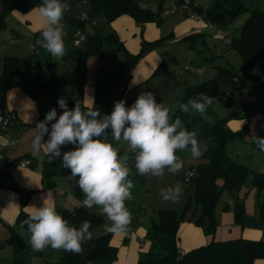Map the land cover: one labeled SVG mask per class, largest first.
<instances>
[{"label":"crops","instance_id":"obj_1","mask_svg":"<svg viewBox=\"0 0 264 264\" xmlns=\"http://www.w3.org/2000/svg\"><path fill=\"white\" fill-rule=\"evenodd\" d=\"M176 1L180 0H167L164 7H171ZM193 1L200 8L209 11L220 0ZM62 3H65L64 13H66L69 3L65 1H62ZM242 3L244 4L243 0ZM149 7L148 9L152 12H156L157 0L154 1L153 5H149ZM263 8L264 0H258L256 2V9L262 10ZM12 14L21 22L26 34H21L14 28H11V33H5V37H0V74L3 70L1 60L4 57H17L22 62L32 61L35 66L26 75L17 76L14 79L17 84L8 88L2 96L5 107L16 115L17 123L10 126L7 130L2 129L0 125V155L7 156L12 161L26 159L29 162L27 167L11 166L8 174L0 173V231L6 233L5 239L10 236L11 232H16V234H13L18 237V232L15 230L18 227L16 225L18 214L20 212L29 214L34 211L32 207H42L43 200L47 197L49 191L52 192L53 196L50 204H53L56 209L69 210L70 205H77L74 206V209L76 207H83L81 203L83 199L80 197L83 193L78 185L76 188L72 187V190L76 189L75 192H70L71 194L66 196L61 195L60 190H57L56 182L53 179H43L42 167L45 159L49 157L47 153L42 150L39 156L32 155L31 145L36 135L35 127L38 122L45 119L46 113L51 109L56 108L58 116L61 114L58 100L64 98L70 109L78 105L81 109L88 110L100 100L117 96L115 93L121 95L127 93L128 96L136 100L138 97L136 95H140L142 91L134 94L130 93L143 88L146 84L150 85L149 91L152 93H156L165 87L168 88L167 91H164L159 96V99L170 100L174 96V90H180L181 95H175L173 98H182L185 95L186 88L193 86L189 84V79L192 76H187L186 80L181 81V78L170 75L164 77L163 80L154 81L152 78L155 77L153 73L160 61H162L161 54L156 51V47L160 44H169L181 40L197 41L204 36V33L210 34L206 31L204 21L189 19L183 10H176L167 14L161 12L154 21L144 23L136 22L128 15H122L111 23H106L104 19H101L100 22L94 20L95 25L90 23L92 27L88 29V32L93 34L85 36V42L82 43L83 47H81V44L76 45L75 43V34L79 31L75 23V19L77 18L67 16L62 20L66 33L64 37L66 55L61 59H56L49 54L45 60L46 74L41 76L39 69L36 67L39 57L36 41L38 40V33L43 30L46 22L39 12L34 10L25 14L13 11ZM99 23L101 29L97 28ZM85 26L86 23L80 29L82 32ZM92 28L94 29L92 30ZM6 30L7 25L0 34L7 32ZM94 35H99L103 40L109 35L116 36L122 43L124 50L131 55H137L140 52L143 41L146 43L157 42V44L137 62L130 76L127 79L121 80L119 87L115 86L116 90L113 91L109 87L113 85L110 83L112 77L109 75H111V72L114 75L118 67L114 61H109L110 66L107 68V60L102 53V47L100 52L89 56L84 61H74L68 58V55L74 50H84L87 39ZM224 43L229 46L228 43ZM11 44L14 46L13 49L9 47ZM122 54L124 55L123 51ZM228 54L229 52L225 51L226 58ZM119 62L122 63L123 58ZM186 67L184 66V68ZM104 70L106 71V76L102 80ZM202 72L203 68L199 70V73ZM34 74L41 78L42 85L45 86V92L37 97H32L28 93L32 88ZM180 75L183 74L180 72ZM10 139H17V144L9 148L7 142ZM110 139L109 143H113L120 153L125 151L127 147L125 144H118L112 138ZM45 140H47V137H45ZM130 155L133 158V163H129V166L131 170L134 169V176H131V171L129 178L136 185V188L132 190L133 198L126 201V206L132 214L130 230L124 234L111 233L110 244L117 248L116 259L114 261L108 262L102 260L94 264H136L140 256L149 250L150 243L146 240V235L151 222L157 221L158 211L174 210L180 214V210H182L188 195L185 191L183 179L189 170L195 168L190 156L183 160L184 168L176 175L166 169L163 177H144L135 172L134 155ZM177 155L180 157V153H177ZM180 158L182 159V157ZM176 183L182 185V196L179 202H164L161 193L172 188ZM252 187L250 186L248 190ZM248 190L242 188L239 193L235 194L240 200L237 203H241V200L243 201L242 203L247 215L253 213L256 207V188L251 191ZM235 204H233L232 199L229 197L220 206H216L215 218L217 227L214 235L205 234L202 228L197 227L193 223V220L200 214L199 207H194L187 211L179 225L177 233V247L180 254H185L212 241L223 242L238 238L256 239L255 221L247 222L244 218L243 226L235 222L233 214ZM86 210L98 214L96 208ZM102 217L104 219L102 225L95 230L98 233L95 234L94 231L96 237L110 233L107 230L109 226L108 222L104 216ZM28 250L29 252H34L30 246ZM6 254L7 257L13 258L14 262L13 248ZM47 255L42 258L43 264L57 261L51 256V252H48Z\"/></svg>","mask_w":264,"mask_h":264},{"label":"trees","instance_id":"obj_2","mask_svg":"<svg viewBox=\"0 0 264 264\" xmlns=\"http://www.w3.org/2000/svg\"><path fill=\"white\" fill-rule=\"evenodd\" d=\"M62 1L76 4L83 0ZM86 1L89 7L88 17L94 19L96 16L102 15L106 23H111L122 15H128L139 23L151 22L161 12L170 8L164 7L167 0H157L156 12L141 7L136 0ZM40 4L41 0H1L0 30L5 29V18L13 11L25 14L36 9ZM244 9L242 0H220L212 10L206 11V15L208 21L226 30L227 25ZM75 23L78 29H82L86 22L75 19ZM103 41L114 44L118 50L124 52V61L119 64L110 82L116 87H119L121 83L124 67L126 65L135 66L157 44V42L146 43L143 41L140 52L137 55H131L124 50L122 43L116 36L109 35L103 40L99 35H94L87 39L84 50L76 49L68 55V58L74 61H84L89 56L100 52ZM229 46L241 55L243 68L257 65L256 78L264 79V62H259L264 58V8L250 12V16L241 28L240 36L231 37ZM1 61L3 70L0 74V97L8 88L17 84L14 81L17 76L26 75L35 66L32 61L22 62L17 57H4ZM216 88L215 80L204 82L198 86H189L185 91L186 98H196L200 94L213 97L216 94ZM259 91H264V81ZM44 92L45 86L42 85L41 78L35 74L32 88L28 93L32 97H37ZM118 101H126V107L129 108L135 102L123 95L111 96L96 102L88 110H97L101 114L99 118L102 119L104 115L111 114L115 103ZM169 108L174 110L173 119L179 117L189 130H195L197 127L198 136L209 138L211 143L203 153L205 162L192 169L195 171V177L189 183L194 189L193 197H188L180 214L174 210L158 211L157 221L151 222L146 235V240L150 243L149 250L140 256L136 264H253L258 259L264 260V240L251 241L238 238L223 242L212 241L185 254H180L178 251V228L187 211L199 207V218L193 220V223L202 228L205 234L214 235L217 227L215 209L222 192L226 190L236 194L241 190L249 173L253 174L252 186L257 189L264 188V174L253 172L246 165L234 160L227 154L226 142L237 138L241 132H234L226 126L230 118L208 123L207 120L203 119L193 120L179 109ZM107 132L109 137L111 130L109 129ZM73 148L74 146L70 144L63 146L61 153L73 150ZM60 162H62V156L60 159H54V161H49V157H47L42 167L43 179H50L58 172L64 175L71 173L70 169L61 166ZM57 212L70 225L76 227H79L84 221H89L93 238L84 243L82 253L75 254L62 250V255L56 262L47 264H94L102 260L112 262L116 259L117 248L110 244L111 233L98 237L94 235V231L103 223L104 219L101 215L89 212L83 207H76L72 211L58 210ZM233 214L235 222L243 226L245 210L242 202L235 204ZM27 218L28 214L20 212L16 218V225L21 226ZM24 228L27 230V226ZM3 242L12 244L14 264H22V241L12 233Z\"/></svg>","mask_w":264,"mask_h":264},{"label":"clouds","instance_id":"obj_3","mask_svg":"<svg viewBox=\"0 0 264 264\" xmlns=\"http://www.w3.org/2000/svg\"><path fill=\"white\" fill-rule=\"evenodd\" d=\"M64 10L62 0H41L34 9L46 22L36 44L56 59L66 55ZM211 103L210 97L200 94L179 104V109L188 115L199 114L212 123L207 116ZM58 106L59 116L53 108L37 123L32 155L39 156L43 150L49 161L62 156V166L70 169L71 176L79 178L78 186L84 196L82 206L89 210L96 208L106 218L107 230L112 234L129 232L132 223V214L126 206L135 187L129 178V153L134 155L135 172L144 177H163L166 169L174 175L181 172L184 161L177 152H189L192 159L203 154L197 131L189 130L179 117L173 119L174 110L158 103L150 91L142 92L130 108L126 107V101L116 102L111 114L102 119L97 110L85 112L78 105L70 109L64 98L58 100ZM109 129L114 142L127 146L123 154L107 142ZM255 143L264 150V138L255 137ZM69 144L74 146L73 150L62 154L61 148ZM161 196L164 202L178 203L182 185L176 183ZM52 199L49 191L43 206L32 207L34 211L22 222L21 227L27 226L30 233L28 245L37 252L51 247L82 253L84 243L93 238L91 223L70 225L50 204Z\"/></svg>","mask_w":264,"mask_h":264},{"label":"rangeland","instance_id":"obj_4","mask_svg":"<svg viewBox=\"0 0 264 264\" xmlns=\"http://www.w3.org/2000/svg\"><path fill=\"white\" fill-rule=\"evenodd\" d=\"M136 1L139 3V5H141V7L150 8L149 5H153L155 0ZM257 1L258 0H243L245 4L244 11L240 12L233 19V21L227 25L226 31L230 37L240 36L241 28L247 18L250 16V12L256 9ZM82 13H89V7L86 0L77 2L76 4H68L67 11L66 13H64L63 19L67 16H73L72 18L78 19ZM101 19H104L103 16L98 15L93 20H95L96 22H100ZM6 25L7 32L0 34V37L2 38L5 37V33H11V28H14L17 32L21 34H26L23 30V25L17 20L16 16L12 13H10L5 18V28ZM90 27H92L90 22H86L84 31L82 32L80 29L79 31H81L84 37L92 35L93 33L88 32V29ZM97 28L101 29L100 23ZM93 29L94 28H92V30ZM1 31L2 30H0V32ZM16 39L18 38L16 37ZM224 42L225 41L223 38H220L214 34L210 35L204 33V36L199 38L197 41L181 40L169 44H160L156 47V51L161 54L162 61H160V63L156 67L153 73V76L155 77L152 78L154 79V81H160L163 80L164 77L173 75V77L175 76L176 78H181V81H183L187 79V76H192L189 79V84L193 86H198L204 82L215 80L217 86L216 94L215 96L210 97L212 99V103L207 109V116L211 118V121L230 118L229 121H227L226 126L234 132H241L237 138L226 142L225 150L227 154L230 155L234 160L247 165L249 169L256 171V173L264 174V150H261L255 143V137L259 136L261 138H264V117L261 113L262 104H264V91L259 92L260 94H257V91L260 90L264 79L256 78L257 65L248 68H243V60L241 55L237 51L232 50L230 46L226 45ZM13 44L9 46L10 49L14 48ZM81 47H83L82 44ZM102 48V53L105 59L107 60V68H109L110 66L109 61H114L117 67L120 64L119 61H121L122 58L124 61V55L122 54V51H118L115 48L114 44L104 42ZM38 49L39 57L38 64L36 67L39 69L40 75L44 76L46 74L45 60L49 56V53L41 49L39 46ZM225 51L229 52L227 58L225 56ZM259 62H264V58H262ZM135 66L126 65L121 74V80L127 79ZM184 66L187 67L184 68ZM202 68L203 72L199 73V70ZM180 72L183 75L179 76ZM112 75L113 74L111 72V75L109 76L112 77ZM104 76H106L105 70L102 73V80H104ZM103 86L106 87L105 84H103ZM109 87L113 91L116 90V87L114 85H110ZM149 87L150 85L146 84L143 88H140L136 91H132L130 94L139 93V91H149ZM167 89L168 88L165 87L160 91L153 93L158 103H163L166 107L179 109V104L186 103L188 101V99L186 98V94L184 96L182 95V98H173L175 95H181L180 90H174V96L172 97L173 99H159V96L164 91H167ZM115 94H117V96L121 95L118 93ZM122 95L129 100L136 101L130 96H128L127 93H123ZM137 96L139 95L137 94L136 97ZM82 110L85 112L87 111V109ZM189 116L193 120H206L199 114H193ZM195 130L198 133L197 127H195ZM108 138V142L111 141V136ZM198 139L200 141L201 151L202 153H204V151L209 147L211 140L209 138L199 136ZM126 150L127 147L125 151ZM124 152H122L121 154H123ZM129 156V163L132 164L133 158L130 154ZM188 156L191 157L189 152H180V157H182L183 160L187 159ZM191 160L195 167L205 162L203 154L199 159ZM52 161H54V159ZM60 164L62 166L63 161L60 162ZM131 171V176L133 177L134 169H132ZM50 179H53L56 182L57 190H60V192L62 193L61 195L68 196L71 194L70 192L73 193L76 191V189L72 190V187L76 188V186L78 185L77 181L79 178L71 176V173L64 175L58 172V174L52 176ZM252 179L253 174L249 173L242 185V188L248 190V188L252 186ZM184 186L186 189L185 191L188 195L185 199L183 207L185 206L188 197H193L194 194V189L190 183L185 184ZM134 188H136V185ZM253 189L255 188L252 187L249 190L251 191ZM239 192L240 190L237 193ZM80 197L84 199L83 194H81ZM229 197L232 199L233 204L240 201L237 195L225 190L220 195L217 205L220 206ZM255 197L256 207L254 208L253 213H249L247 215L245 211V216L247 217L244 216V218L247 222H256V239H245L251 241H260L264 240V188H256ZM241 202L243 201L241 200ZM74 206L70 205L68 211L74 210ZM56 210L58 211L60 209ZM198 218L199 216H197L195 220H197ZM15 230H17L18 238L22 240L23 244V250L21 254L22 264H43L42 258L43 256H46L48 252H51V256H53L55 261L58 260V258L62 255V250H54L51 247L40 252L41 255L37 251L29 252V246L27 241L30 238V233L24 227L21 226H18ZM12 233L16 234V232H11L10 235ZM96 233L98 232L95 231V234ZM5 236L6 233L4 231H0V264H14L13 258L7 257L6 254L8 251L12 250L13 246L12 244L3 242ZM253 264H264V260L258 259Z\"/></svg>","mask_w":264,"mask_h":264},{"label":"built area","instance_id":"obj_5","mask_svg":"<svg viewBox=\"0 0 264 264\" xmlns=\"http://www.w3.org/2000/svg\"><path fill=\"white\" fill-rule=\"evenodd\" d=\"M65 5V3H63ZM176 10H183L185 11L187 17L192 20H199L205 22L206 31H208L210 34H214L220 38H223L224 41L228 44H230V36L228 35L227 31L223 28H220L214 23H211L207 19L206 10L203 8H200L199 5L194 2L193 0H180L174 2L170 8L164 10L162 13L167 14L174 12ZM80 21L83 22H90L93 25H95V21L93 19H90L87 14L82 13L80 17L78 18ZM41 33V32H40ZM38 33L37 37L38 39H41V35ZM85 42V37L81 33V31H77L75 34V43L76 45H80ZM260 91H257V94ZM90 111V110H87ZM86 111V112H87ZM262 116L264 117V104H262ZM17 123V117L16 115L8 110L3 102V98L0 97V125L2 129L7 130L10 126ZM17 144V139H10L7 142V146L13 147ZM29 165V162L26 159H20L18 161H12L7 158V156L0 155V173L1 174H8L9 169L11 166H20V167H27ZM195 177V171L189 170L184 179L183 182L185 184H188L192 178Z\"/></svg>","mask_w":264,"mask_h":264}]
</instances>
